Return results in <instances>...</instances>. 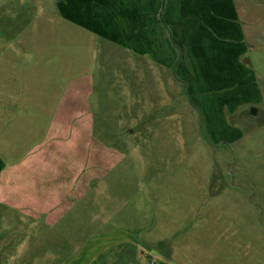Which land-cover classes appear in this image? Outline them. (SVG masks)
<instances>
[{"label":"rangeland","instance_id":"obj_1","mask_svg":"<svg viewBox=\"0 0 264 264\" xmlns=\"http://www.w3.org/2000/svg\"><path fill=\"white\" fill-rule=\"evenodd\" d=\"M4 2L0 264H264V0H150V58Z\"/></svg>","mask_w":264,"mask_h":264},{"label":"crops","instance_id":"obj_2","mask_svg":"<svg viewBox=\"0 0 264 264\" xmlns=\"http://www.w3.org/2000/svg\"><path fill=\"white\" fill-rule=\"evenodd\" d=\"M18 2V8H39L44 9L49 7H54L56 3H61V17L64 21H67L68 24H72L78 28L85 30L86 32L93 33L95 35H102L104 32L109 34L112 38H118L122 41L124 34L127 36V46L135 51V55L142 56L143 58H150L153 45V37L155 32L158 29L157 25H160V13L157 15L155 12V22L151 21V11H150V0H16ZM160 3V0H158ZM5 2L1 4L0 7H4ZM160 12V11H159ZM159 23V24H158ZM12 24H15L14 22ZM18 24V21H17ZM0 56L2 58V63L6 65L0 66V101L6 105H18L22 99L18 96L16 88L10 86L9 92L4 96V89L1 85L3 82H6L7 75L13 73L11 67L7 68V64L15 65L16 58L12 51L8 49L10 44L7 42V34L10 33L8 25L1 23L0 26ZM156 26V27H155ZM15 37H12V41H21V35L14 34ZM6 38V39H4ZM2 49V50H1ZM146 50V51H145ZM11 80V77H9ZM16 80H11L13 82ZM30 82V81H28ZM35 84L34 82H31ZM29 84L26 88V97L28 98L26 104H31L34 101L31 100L28 90L30 86L32 88L33 84ZM38 84V83H37ZM36 84V85H37ZM77 84L68 83V87L65 89H74L77 87ZM62 85L52 86H43L42 88H51V89H61ZM12 87V88H11ZM37 87V86H35ZM38 87L40 85L38 84ZM64 89V90H65ZM19 98L18 101L12 102V100ZM23 101V99H22ZM11 112L0 111V137L6 138V133L10 137H19L22 136H31V129H28L30 120H26L24 116H18L15 114H9ZM30 119V118H29ZM6 122V124H3ZM13 122H19L18 124H12L11 126L7 125ZM1 147V142H0ZM2 148H0V153Z\"/></svg>","mask_w":264,"mask_h":264},{"label":"water","instance_id":"obj_3","mask_svg":"<svg viewBox=\"0 0 264 264\" xmlns=\"http://www.w3.org/2000/svg\"><path fill=\"white\" fill-rule=\"evenodd\" d=\"M56 1H59V0H56Z\"/></svg>","mask_w":264,"mask_h":264}]
</instances>
